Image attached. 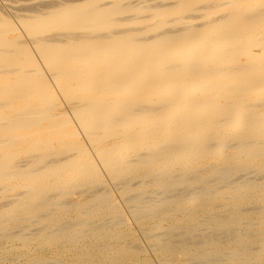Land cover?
<instances>
[{"label": "bare ground", "instance_id": "obj_1", "mask_svg": "<svg viewBox=\"0 0 264 264\" xmlns=\"http://www.w3.org/2000/svg\"><path fill=\"white\" fill-rule=\"evenodd\" d=\"M0 264H264V0H0Z\"/></svg>", "mask_w": 264, "mask_h": 264}, {"label": "rangeland", "instance_id": "obj_2", "mask_svg": "<svg viewBox=\"0 0 264 264\" xmlns=\"http://www.w3.org/2000/svg\"><path fill=\"white\" fill-rule=\"evenodd\" d=\"M131 229H133L134 232H138V231L136 230V229H137V226H135V225H133V227L131 226ZM136 234L139 235L138 233H136ZM149 256H150L149 259H150V260H153V259H152L153 257H152L151 255H149ZM152 262H153V261H152Z\"/></svg>", "mask_w": 264, "mask_h": 264}]
</instances>
